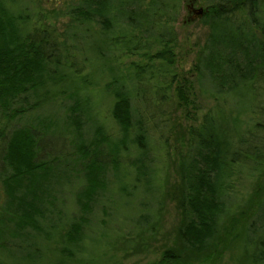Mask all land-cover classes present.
Returning <instances> with one entry per match:
<instances>
[{
	"label": "rangeland",
	"instance_id": "obj_1",
	"mask_svg": "<svg viewBox=\"0 0 264 264\" xmlns=\"http://www.w3.org/2000/svg\"><path fill=\"white\" fill-rule=\"evenodd\" d=\"M218 1L177 0L167 14L162 13L158 31H165L166 27L172 36L171 63L167 65L149 61L145 55L161 48L154 40L156 26L150 37L144 31L133 30L129 37L142 44L147 41L149 46H131L128 50L116 43L118 33L129 28L125 19L111 20V32L105 33L97 17L82 19L83 11L77 7L79 0H7L11 9L28 17L25 28L29 32L35 27L52 33L59 45L56 54L64 65L62 73L69 80L57 87L56 91L62 93L38 110L24 113L19 120L0 117V129L7 137L12 130L33 124L38 118L52 120L49 131L40 134L35 159L50 162L60 171L67 166L68 176L53 183L52 199L44 205L43 218L38 219L41 227L52 226L47 229L50 235L22 230L19 238L0 243V264H154L167 248L182 251V260L190 264H255L254 256L263 240L264 164L254 166L242 155L250 153L254 146L264 153V79L255 78L250 86L241 84L235 90L218 94L203 68H198V58L209 34L203 13ZM148 3L149 0H142L138 10ZM189 6L201 9L202 14H193ZM233 18L247 24L242 13H235ZM221 30L232 31L228 24L216 34L221 36ZM237 57L236 62L242 66L240 54ZM132 63L147 65L140 77H136ZM152 71L155 77L149 76ZM114 76L122 78L129 89L135 112L133 123L134 119L142 121L147 140L143 151L130 141L134 127L124 143L123 134L111 117L114 100L105 89ZM131 79L140 80L132 87ZM73 83L82 86L81 98L87 97L79 131L73 127L65 129L62 124L64 108L72 101L67 95L74 92ZM178 89L187 98L181 104L175 96ZM205 115L214 118L223 137L231 143L230 151L238 156L220 195V240L213 251L195 254L185 250L177 237L183 219L179 202L186 184L181 169L195 146L190 131L200 127ZM100 138L104 141L97 150L104 155L99 158L103 161L104 186L94 194L87 211L82 212L78 197L85 179L78 150L80 145L89 146L92 140ZM115 146L116 170L107 155ZM2 149L0 139V180L6 168L1 162ZM138 161L145 170L139 182ZM201 169L206 176L202 166ZM6 203L0 182V230L9 222ZM80 216L85 219L81 240L70 243L67 230ZM248 228L254 229V234H248Z\"/></svg>",
	"mask_w": 264,
	"mask_h": 264
},
{
	"label": "trees",
	"instance_id": "obj_2",
	"mask_svg": "<svg viewBox=\"0 0 264 264\" xmlns=\"http://www.w3.org/2000/svg\"><path fill=\"white\" fill-rule=\"evenodd\" d=\"M141 1L79 0L77 7L83 11L81 16L83 20L88 21L97 17L105 33L111 32V20L125 19L130 29H124L118 33L119 35H115L120 36L116 43L128 50L131 46H149L147 41L142 44L137 38L129 37L133 30L144 31L148 37L153 26H156L154 40L161 48L154 54L145 55L149 61L158 60L159 63L169 65L172 36L166 27L165 31H158L161 28L159 19L162 13L167 14L174 7L177 0H149L148 6L140 11L138 8ZM235 13H242L247 24L235 21L233 18ZM203 14L202 20L207 24L209 34L204 50L198 58V68H203L205 77L215 88V92L218 94L230 92L241 84L250 86L255 78L264 79V0H219L210 4L208 11ZM27 22L28 17L11 9L7 0H0V117L8 121L16 118L19 120L24 113L38 110L61 92L56 91L58 86L62 87L61 84L69 80L68 75L62 73L64 65L61 64L60 55L56 54L59 45L52 33L35 27L29 32L25 28ZM226 24L232 31L221 30V36L217 35L216 31ZM113 41H116L115 38ZM239 54L242 66L236 62ZM132 65L136 77L142 73L145 66L147 67L138 63ZM68 66L70 68V65ZM149 76L156 75L152 71ZM139 80L131 79L132 87L136 86ZM81 88L82 86L77 83L74 86L73 83L74 92L67 95L72 101L64 108V119H60L63 126L65 124V129L73 127L79 131L82 127L81 116L85 113L87 97L81 98L79 94ZM105 90L113 97L111 117L123 134V142L128 140V133L134 127L136 131L130 141L139 151H143L147 140L142 121L134 119L133 123L135 112L124 80L114 76L106 84ZM175 96L178 104L187 100L182 89L175 90ZM45 119L47 118L40 121L38 118L33 124L29 122L30 124L21 125L12 130L7 137L0 129V139L3 141L1 162L6 166L3 167L5 171L0 182L7 198L9 221L4 230H0V243L7 239L19 238L25 229L43 233L45 237L50 235L47 229L51 230L52 226L48 228L45 225L43 228L38 219L43 218L44 205L52 199L53 183L65 179L68 171L66 165L60 171L50 162L35 159L36 148L42 138L40 134L47 133L53 123L52 120ZM38 125L40 127L36 128ZM190 132L195 140V146L185 162L188 164L183 163L181 169L186 184L179 202L183 219L177 237L185 250L205 254L213 251L217 240H220L217 226L222 211L220 195L223 194L226 187L224 182L229 179L230 167L236 163L238 154L230 151L231 143L223 137L224 133L213 117L205 115L200 127ZM103 141L101 138L100 141L92 140L89 146L80 145L78 150V161L82 163V174L85 179V185L78 197L82 212L87 211L94 194L101 191L104 186L103 161L99 160L100 155L102 157L104 155L97 150V146ZM117 151L118 147L115 146L107 153L111 157L109 162L115 170L118 167ZM242 156L251 160L254 166L264 164V153L260 147L254 146L250 153L244 152ZM201 166L206 176L201 174ZM136 168L138 176L136 179L139 182L145 170L140 161ZM53 172L55 176L52 175ZM262 221L263 240L260 242L259 253L254 256L255 264H264V211ZM84 223L85 219L82 216L71 223L66 233L68 242L76 243L81 240ZM247 231L248 234L250 232L254 234V229L248 228ZM247 231L245 230L246 233ZM181 252L167 248L161 252L160 258L154 264H190L182 260Z\"/></svg>",
	"mask_w": 264,
	"mask_h": 264
},
{
	"label": "water",
	"instance_id": "obj_3",
	"mask_svg": "<svg viewBox=\"0 0 264 264\" xmlns=\"http://www.w3.org/2000/svg\"><path fill=\"white\" fill-rule=\"evenodd\" d=\"M193 13L197 14V15H201L202 14V10L201 9H197V10H194Z\"/></svg>",
	"mask_w": 264,
	"mask_h": 264
},
{
	"label": "flooded vegetation",
	"instance_id": "obj_4",
	"mask_svg": "<svg viewBox=\"0 0 264 264\" xmlns=\"http://www.w3.org/2000/svg\"><path fill=\"white\" fill-rule=\"evenodd\" d=\"M188 8H189L190 12H193V11H194L193 6H189ZM193 14H194V13H193Z\"/></svg>",
	"mask_w": 264,
	"mask_h": 264
}]
</instances>
